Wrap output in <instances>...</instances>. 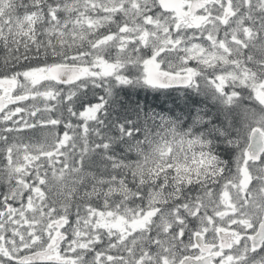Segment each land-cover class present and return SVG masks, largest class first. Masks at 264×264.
Instances as JSON below:
<instances>
[{
    "label": "snow or ice",
    "instance_id": "snow-or-ice-1",
    "mask_svg": "<svg viewBox=\"0 0 264 264\" xmlns=\"http://www.w3.org/2000/svg\"><path fill=\"white\" fill-rule=\"evenodd\" d=\"M0 264H264V0H0Z\"/></svg>",
    "mask_w": 264,
    "mask_h": 264
}]
</instances>
